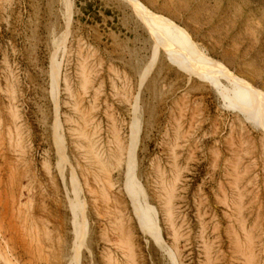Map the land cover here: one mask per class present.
Returning <instances> with one entry per match:
<instances>
[{"label":"rangeland","instance_id":"obj_1","mask_svg":"<svg viewBox=\"0 0 264 264\" xmlns=\"http://www.w3.org/2000/svg\"><path fill=\"white\" fill-rule=\"evenodd\" d=\"M131 1L0 0V264H264V124ZM134 1L264 93V0Z\"/></svg>","mask_w":264,"mask_h":264},{"label":"bare ground","instance_id":"obj_2","mask_svg":"<svg viewBox=\"0 0 264 264\" xmlns=\"http://www.w3.org/2000/svg\"><path fill=\"white\" fill-rule=\"evenodd\" d=\"M131 2L149 19L154 26L159 39L171 48H178L180 51L182 50L185 54H187L188 58L193 62V64H195L194 69L197 73L212 71L217 74L219 78L228 80V82L232 85H235V87L240 91L241 98L245 105L244 107L248 110L250 115L264 124L263 92L212 62V60L204 52L194 46L185 31L178 25L174 24L170 19L150 11L137 1L132 0Z\"/></svg>","mask_w":264,"mask_h":264}]
</instances>
